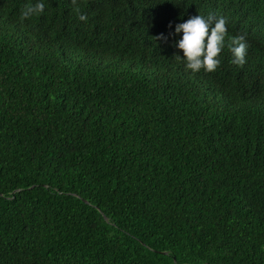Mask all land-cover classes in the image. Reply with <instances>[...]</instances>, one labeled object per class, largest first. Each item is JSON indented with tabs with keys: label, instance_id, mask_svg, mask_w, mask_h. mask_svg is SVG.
Here are the masks:
<instances>
[{
	"label": "trees",
	"instance_id": "1",
	"mask_svg": "<svg viewBox=\"0 0 264 264\" xmlns=\"http://www.w3.org/2000/svg\"><path fill=\"white\" fill-rule=\"evenodd\" d=\"M37 2L0 0V264H264V0Z\"/></svg>",
	"mask_w": 264,
	"mask_h": 264
},
{
	"label": "clouds",
	"instance_id": "2",
	"mask_svg": "<svg viewBox=\"0 0 264 264\" xmlns=\"http://www.w3.org/2000/svg\"><path fill=\"white\" fill-rule=\"evenodd\" d=\"M73 5L77 4V0H71ZM45 9L43 0L37 3L26 5L21 9V20L29 19L33 15L42 14ZM79 12V8H76ZM81 21H86L87 17L83 14L79 15ZM175 33L181 34L180 39L175 47L183 53L182 58L176 56L178 60L184 62L185 68L192 73H198L201 70L212 73L220 66V53L225 47V37L227 36V22L223 17L217 18L213 16L204 17L196 15L190 17L187 21L177 24ZM157 39H166L163 35ZM229 51L233 56L232 63L243 66L246 62L248 45L244 36H233L229 38Z\"/></svg>",
	"mask_w": 264,
	"mask_h": 264
}]
</instances>
